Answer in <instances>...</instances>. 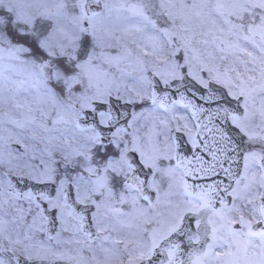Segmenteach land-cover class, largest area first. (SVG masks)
Instances as JSON below:
<instances>
[{
    "label": "snow or ice",
    "instance_id": "obj_1",
    "mask_svg": "<svg viewBox=\"0 0 264 264\" xmlns=\"http://www.w3.org/2000/svg\"><path fill=\"white\" fill-rule=\"evenodd\" d=\"M0 264H264V0H0Z\"/></svg>",
    "mask_w": 264,
    "mask_h": 264
}]
</instances>
